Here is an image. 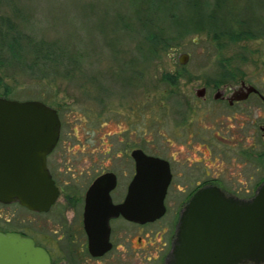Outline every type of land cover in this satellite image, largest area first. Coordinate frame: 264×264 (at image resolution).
<instances>
[{
	"label": "rangeland",
	"instance_id": "obj_1",
	"mask_svg": "<svg viewBox=\"0 0 264 264\" xmlns=\"http://www.w3.org/2000/svg\"><path fill=\"white\" fill-rule=\"evenodd\" d=\"M0 17L13 28L0 34V97L66 108L69 133L73 126L86 133L91 110L105 111L111 140L119 133L135 139L129 109L138 97L139 141L155 140L168 131L156 123L164 94L193 92L229 65L257 70L264 56V0H0ZM180 54L190 57L186 66ZM56 214L0 204V225L56 238L65 225ZM166 221L142 234L151 239ZM147 249L139 250V264H156L144 259L154 255Z\"/></svg>",
	"mask_w": 264,
	"mask_h": 264
},
{
	"label": "flooded vegetation",
	"instance_id": "obj_2",
	"mask_svg": "<svg viewBox=\"0 0 264 264\" xmlns=\"http://www.w3.org/2000/svg\"><path fill=\"white\" fill-rule=\"evenodd\" d=\"M261 57L257 70H246L239 63L229 65L216 79L200 82L193 92L164 94L158 104L165 110L156 123L163 126L166 122L168 131L158 133L155 140L139 141V97L135 107L129 109L135 118L134 140L120 139L122 133L114 134L117 139L111 140L105 109L102 113L91 110L92 125L86 133L78 132L76 126L69 133L66 108L50 106L57 111L61 124L58 142L47 157L58 198L47 212L9 205H18L35 216L56 211L55 220L65 225L53 231L56 238L30 228L25 232L0 225V232L32 239L49 254L51 264H139V250L147 248H153L154 255L144 259L165 264L181 213L197 193L212 189L227 198L250 201L264 185V56ZM179 80L176 78L177 83ZM139 151L161 161L169 174L166 213L146 225L114 213L116 207L125 204L138 174L134 153ZM164 219L165 225L154 237L142 234L145 228ZM87 228H92L95 241H107V252L99 256L91 253L93 238ZM157 237L159 242H155ZM69 242L71 250L65 248ZM159 244L161 247L156 246ZM139 245L144 247L139 249ZM65 256L70 260L66 261ZM55 257L62 261H55Z\"/></svg>",
	"mask_w": 264,
	"mask_h": 264
},
{
	"label": "water",
	"instance_id": "obj_3",
	"mask_svg": "<svg viewBox=\"0 0 264 264\" xmlns=\"http://www.w3.org/2000/svg\"><path fill=\"white\" fill-rule=\"evenodd\" d=\"M188 61V55H179L182 66ZM60 128L57 111L43 102L0 97V203L49 211L59 192L47 157ZM134 157L138 174L125 204L114 213L146 225L166 213L169 174L161 161L141 151ZM87 229L93 238L92 228ZM109 249L106 240L90 242L94 256ZM0 264H51V259L32 239L0 232ZM165 264H264V185L250 201L227 198L212 189L197 193L181 213Z\"/></svg>",
	"mask_w": 264,
	"mask_h": 264
},
{
	"label": "trees",
	"instance_id": "obj_4",
	"mask_svg": "<svg viewBox=\"0 0 264 264\" xmlns=\"http://www.w3.org/2000/svg\"><path fill=\"white\" fill-rule=\"evenodd\" d=\"M6 29L7 31H12L13 30V28H12V24H11V22L9 21V20H5V19H3L2 17H0V34H1V32H2V30L3 29ZM10 45H12L13 47H15L16 45L15 44H17L18 43V40H16V39H12L11 41H10ZM168 79V78H167Z\"/></svg>",
	"mask_w": 264,
	"mask_h": 264
}]
</instances>
